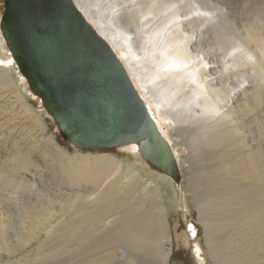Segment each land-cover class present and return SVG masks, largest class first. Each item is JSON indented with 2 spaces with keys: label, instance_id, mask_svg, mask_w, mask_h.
Segmentation results:
<instances>
[{
  "label": "rangeland",
  "instance_id": "1",
  "mask_svg": "<svg viewBox=\"0 0 264 264\" xmlns=\"http://www.w3.org/2000/svg\"><path fill=\"white\" fill-rule=\"evenodd\" d=\"M90 1H92L93 10L100 12L103 9L102 12L105 14L112 11L113 8L110 5L120 3L124 6L125 11H123L122 17L129 24L130 31L137 36V43L141 46L149 35L148 31L141 29V26L145 24L142 27L148 30L163 27L170 15L167 7L174 0H86L88 3ZM189 1L192 6L199 3L197 0ZM201 1L216 8L215 11L219 15L216 20L218 28L215 31L208 30L202 36L203 47L198 48L201 51L200 54L205 53L208 61L215 59L219 68L223 69L233 53L235 55L242 51L237 60L239 63L245 64L238 66L229 76L226 73L225 78L220 76L217 88L221 84L225 86L228 82H234L235 86H246L247 95H241L239 99L236 98L238 104L235 103L236 107L233 108V113L237 123L226 121L221 127H215L216 124H214L206 134L199 135V138H195L192 142H190L192 139L189 140L191 134L186 128L181 126L175 130L173 120L165 118L162 108L151 103L154 115L161 122L162 130L175 143L181 177L179 185L170 177L163 178L160 171L154 169L141 156H136L138 152L130 147L85 151L72 146L62 138L55 122L44 109L40 98L25 89L20 81L21 75L18 69L11 68L15 77L17 76L16 79L20 81L18 85L26 97V102L23 103L12 88L9 90L0 83V264H60L62 261L65 264H88L90 260L102 263L103 256L110 252L114 253L116 257L111 259L110 264L127 263L133 255L127 249L129 246L126 239L124 241L118 235L115 239L100 237L98 231L101 228L95 235L92 230L82 225L70 232L67 231V228L69 229V221L76 205L82 202L90 204L91 197H98L108 188V181L112 179L117 181L120 190L125 187L124 183L127 178L123 177L125 175L132 176L130 167L137 169L147 181L158 184L160 191L164 192V208L168 220L167 230L170 241H172L171 264H204L206 258L207 263L212 264V261L208 259L211 255L209 250L205 249L207 251L200 256L193 249L194 241H192L190 233L191 228L195 226L199 240H204L203 224L199 219L197 205L194 204L195 194L200 189L206 192L204 194H210L204 189V187L207 188L205 184L208 183L204 177L205 173L214 175L222 173L225 168L231 167L228 160L241 156H243L242 159L244 158L245 155L241 152L245 148L255 149V158H250L249 161L256 172L255 183L257 186L250 193V197L264 203V0ZM3 11L4 0H0V21ZM87 20L95 28L96 25L94 26L93 21L90 18ZM147 21H149L148 25H146ZM95 29L97 30V28ZM234 45L239 46L237 50L233 49ZM5 47L8 56L10 52L6 44ZM117 56L126 68L136 89L145 99L146 94L143 88L145 74L144 72L139 74V70L136 73L133 69V67L141 68L140 63L136 62L135 65H131L133 60L129 59L124 62L126 55L124 58L122 54L117 53ZM244 72L247 73V77L244 76ZM132 73L140 83L135 80ZM219 74L221 75V73ZM244 98H249V101ZM58 148L71 155L89 152L109 153L121 159L125 164L109 179L103 178L98 183L90 179H82L80 182L73 183L62 176L63 171L58 164L61 160L57 153ZM259 150H261L260 153ZM229 154L230 156H228ZM22 160L28 161V164H30V160L31 164L23 169L17 168L14 165L15 162L17 161L19 164L23 162ZM5 180L6 182H4ZM136 185V189H138L130 192L127 195L130 198H127L126 201H132L134 196L139 195L145 187L143 181L139 180ZM154 188L155 186H148L145 194L149 195L154 191ZM110 193L112 194V191ZM75 194L77 198H75ZM55 196L59 198L56 199ZM106 198L109 200L110 194ZM86 199L88 201H83ZM67 203L69 205L65 206ZM62 204L65 207H61ZM263 206L264 204L258 207L260 208L259 214L264 212ZM108 210L112 212L115 209L113 207L105 208L104 214H109ZM41 212L42 214L49 213L47 216L49 220L41 217ZM216 217L217 215H214V218ZM53 227H60L57 234H52ZM61 234L64 235L57 237ZM104 234L105 229L102 231V235ZM53 236L57 238H52ZM86 237L88 239L84 243ZM166 239L167 237L163 239V242L169 245L170 241ZM91 241L93 244L97 241L100 245H96V247L90 243ZM58 243L66 244L60 248H54ZM88 247L89 249H87ZM251 251H248L249 255L255 257L250 264H264L263 255L256 254V256V251H254L255 253ZM249 262L250 260L247 261V263Z\"/></svg>",
  "mask_w": 264,
  "mask_h": 264
},
{
  "label": "bare ground",
  "instance_id": "2",
  "mask_svg": "<svg viewBox=\"0 0 264 264\" xmlns=\"http://www.w3.org/2000/svg\"><path fill=\"white\" fill-rule=\"evenodd\" d=\"M74 1L85 17L93 21L92 23L94 26L96 25L95 28H97L99 34L107 40L114 52L122 54L123 57L126 55L124 62L130 59L133 60V63L130 61L131 65H135L136 62L140 63L141 68L132 67L136 73L139 70V74L142 72L145 74L143 88L146 96L144 100L159 129L168 138L176 159L177 149L175 143L162 130L161 122L154 115L151 103L162 108V114L165 118L173 120L175 130L181 126L186 128L191 134L189 136V140L192 139L190 142L195 138H199V135L206 134L207 130L214 124H216L215 127H221L226 121L233 122V124L237 123L233 108L236 107L234 105L238 101L236 98L239 99L241 95H247V87L244 85L235 86L234 82H228L225 86L221 84L217 88V84L220 76L225 78L226 73L229 76L234 69L245 64L239 63L237 60L242 51L235 55L233 53L227 60L228 64H225L222 69L219 68L220 66H218L215 59L208 61L207 55L205 53L200 54L201 51L198 49L203 47L202 36L204 33L208 30L215 31L218 28L216 20H218L219 14L215 11L216 8L208 6L201 0H197L199 3L198 5L194 4L195 6H192L189 0H174L167 7L170 15L163 27L156 30H148L142 27L145 24L141 26V29L148 31L149 35L147 40L140 46L137 43V36L130 31L129 24L122 17L125 7L120 3L110 5L113 8L112 11L105 14L102 12L103 9L100 12L93 10L92 1L90 3L86 2V0ZM194 12L197 14H193ZM146 23L148 25L149 21ZM5 44L0 31V83L9 90L12 88L24 103L26 102V97H24L23 91L18 85L19 82L21 81L26 90L29 91L30 89L20 73L21 78L18 81L16 79L17 76L15 77L11 71V68L15 67V63L11 54L7 56ZM232 47L237 50L239 46L234 45ZM139 49L142 50L140 51ZM132 76L134 77V73H132ZM244 76L247 77V73L245 74L244 72ZM134 78L138 80V78ZM138 82L140 83L139 80ZM32 95L34 94L32 93ZM244 99L249 101V98ZM27 108L30 109L29 106ZM213 142L215 141L213 140ZM123 147H130L138 152L136 156H141L136 144ZM254 150L245 148L241 152L245 155L243 159V156H241L240 158L234 157L228 160L231 163V167H224L225 171L222 173L215 175L205 173L204 177L208 183L205 184L207 188L204 187V189L210 194H204L205 191L200 188L199 191H196L194 204L197 205L199 219L203 224L204 240H199L198 231L193 225L194 228L190 229L192 241H194L193 249L200 256L209 250L211 255L208 259L212 261V264H250L255 256L249 255L248 251H251L253 247L251 252L255 253L254 251H256L255 255L260 254L264 257V212L258 213L260 209L258 207L264 203L260 200H253L250 197V193L257 186V183H255L257 180L256 172L249 161L250 158H255ZM57 153L61 157L58 164L63 171L62 176L73 183L80 182L82 179H90L95 183H98L103 178L109 179L111 175L120 170L125 164L121 159L109 153L89 152L71 155L61 148H58ZM29 163L31 164L30 160ZM226 163L228 164V162ZM30 164H28V161L17 164L16 161L14 165L23 169ZM130 173L132 176L127 177L125 175L123 177H126L127 180L124 183L125 187H122L121 190L118 189L120 187L117 185V181L112 179L108 181V188L101 195L90 198V204L78 203L69 221V229L67 228V231L78 229L82 225L92 230L94 232L93 235L101 228L98 231L100 237L104 238L105 236L115 239L118 235L124 241L126 239L129 246L127 249L131 251L133 256L125 264H171L172 241H170L167 230L168 220L164 208V192L160 191L158 184L147 181L137 169L130 167ZM162 175L163 178L165 176L169 177L164 173ZM137 180L143 181L145 187L142 190L139 188L141 190L140 194L134 196L132 201H126L127 198H130L127 195L138 189H136ZM8 183L10 184V182ZM148 186H155L154 191L149 195L145 194ZM111 191L112 194L110 193ZM109 194L110 199L108 200L106 197ZM74 196L77 198L76 194ZM57 198L59 197L57 196ZM101 198L103 199L101 200ZM92 201L102 202L103 204L93 203ZM68 205L67 203L65 206ZM63 206L64 204L61 207ZM109 207H113L115 210L112 212L108 210L110 213L104 214L105 208L109 209ZM214 211L216 213H213ZM214 215H217V217L214 218ZM47 216H49V213L41 215V217L48 219ZM59 228L53 227L51 229L52 234H57ZM104 229L105 234L102 235ZM63 235H57V237H62ZM57 237L53 236L52 238ZM165 237H167L166 240L170 241L169 245L163 242ZM87 239L86 237L84 243ZM97 241L94 244L92 243V245H100L99 241ZM65 244L63 245L65 246ZM63 245L58 243L54 248H60ZM113 258L116 257L114 253L110 252L103 256L101 259L102 263L90 260L88 264H110L109 262H112L111 259ZM249 260L250 262L247 263ZM203 263L209 264L210 262L207 263L206 258ZM62 264H65V262Z\"/></svg>",
  "mask_w": 264,
  "mask_h": 264
},
{
  "label": "water",
  "instance_id": "3",
  "mask_svg": "<svg viewBox=\"0 0 264 264\" xmlns=\"http://www.w3.org/2000/svg\"><path fill=\"white\" fill-rule=\"evenodd\" d=\"M0 29L15 67L65 141L85 151L136 144L149 165L179 185L170 142L74 0H4Z\"/></svg>",
  "mask_w": 264,
  "mask_h": 264
}]
</instances>
